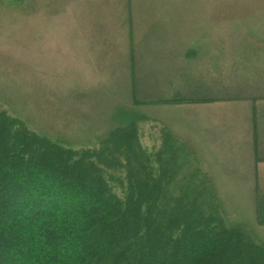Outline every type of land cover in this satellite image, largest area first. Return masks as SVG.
Here are the masks:
<instances>
[{"label":"rangeland","instance_id":"374dc122","mask_svg":"<svg viewBox=\"0 0 264 264\" xmlns=\"http://www.w3.org/2000/svg\"><path fill=\"white\" fill-rule=\"evenodd\" d=\"M263 73L264 0H0L1 107L83 146L136 120L179 159L171 188L214 189L220 222L262 246V174L231 156L244 108L217 98L256 95Z\"/></svg>","mask_w":264,"mask_h":264},{"label":"trees","instance_id":"16d2710c","mask_svg":"<svg viewBox=\"0 0 264 264\" xmlns=\"http://www.w3.org/2000/svg\"><path fill=\"white\" fill-rule=\"evenodd\" d=\"M138 133L134 120L75 145L0 105V264H264L261 243L220 222L214 189L182 197L179 159Z\"/></svg>","mask_w":264,"mask_h":264},{"label":"crops","instance_id":"0c3cea01","mask_svg":"<svg viewBox=\"0 0 264 264\" xmlns=\"http://www.w3.org/2000/svg\"><path fill=\"white\" fill-rule=\"evenodd\" d=\"M260 76V88L256 95L221 96L223 93L217 98L220 99L218 102L231 100L244 108V115L239 118L242 131L232 134L229 139L236 148L231 154L232 158H236L232 162L241 166L240 171L262 174L250 176V181H264V73Z\"/></svg>","mask_w":264,"mask_h":264}]
</instances>
